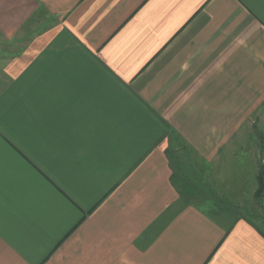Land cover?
Instances as JSON below:
<instances>
[{
	"label": "crops",
	"instance_id": "crops-1",
	"mask_svg": "<svg viewBox=\"0 0 264 264\" xmlns=\"http://www.w3.org/2000/svg\"><path fill=\"white\" fill-rule=\"evenodd\" d=\"M255 111L264 0H0V264H264L174 177L254 188Z\"/></svg>",
	"mask_w": 264,
	"mask_h": 264
},
{
	"label": "rangeland",
	"instance_id": "rangeland-1",
	"mask_svg": "<svg viewBox=\"0 0 264 264\" xmlns=\"http://www.w3.org/2000/svg\"><path fill=\"white\" fill-rule=\"evenodd\" d=\"M246 123L251 126V136L254 139H258V171L254 179V188L248 185L246 194L241 196L239 199L237 197H220L218 195H212L211 190H209L202 180H191L181 179L178 172L174 170L175 181L179 184L180 198L182 203L191 204L200 210L206 212L209 216L214 217L218 220H226L231 224L238 218H246L258 225L259 228L264 232V187L261 195L256 197L255 193L258 189V179L257 175L260 170L264 168V111H255L251 115L247 116ZM258 125V129L256 126ZM258 130V132H257ZM257 132V133H255ZM237 135V133H232V135ZM233 138V137H232ZM177 155L182 156L183 148H176ZM182 160V157H181ZM173 174V173H172ZM176 174V175H175ZM264 183V174H263ZM258 198V200L256 199ZM231 227V226H230ZM230 227L225 229V234L229 231ZM260 229V230H261ZM264 237V234L260 232Z\"/></svg>",
	"mask_w": 264,
	"mask_h": 264
},
{
	"label": "trees",
	"instance_id": "trees-1",
	"mask_svg": "<svg viewBox=\"0 0 264 264\" xmlns=\"http://www.w3.org/2000/svg\"><path fill=\"white\" fill-rule=\"evenodd\" d=\"M263 174H264V168H262V170H260L259 174L257 175V179H258V189L255 193V196L259 198V196L261 195L262 191H263V187H264V183H263ZM258 198H256L258 200Z\"/></svg>",
	"mask_w": 264,
	"mask_h": 264
}]
</instances>
